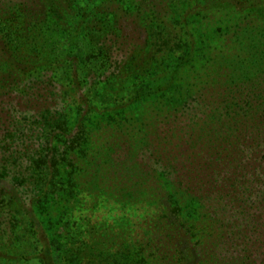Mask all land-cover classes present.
<instances>
[{
  "label": "rangeland",
  "instance_id": "obj_1",
  "mask_svg": "<svg viewBox=\"0 0 264 264\" xmlns=\"http://www.w3.org/2000/svg\"><path fill=\"white\" fill-rule=\"evenodd\" d=\"M0 31V264H37L12 259L45 246L32 217L54 264H171L179 240L200 264H264V89L226 63L261 37L264 0H0ZM117 169L154 179L141 204L113 197Z\"/></svg>",
  "mask_w": 264,
  "mask_h": 264
},
{
  "label": "trees",
  "instance_id": "obj_2",
  "mask_svg": "<svg viewBox=\"0 0 264 264\" xmlns=\"http://www.w3.org/2000/svg\"><path fill=\"white\" fill-rule=\"evenodd\" d=\"M44 7V5H43ZM41 7L39 12H31L29 16L27 13H25V18L28 21H32L33 18H35L36 16L39 17V22H37L36 24L32 25L33 27H37L42 25L44 22L46 23L47 21V17H48V11L44 10V8ZM20 11V9H19ZM237 38V39H235ZM240 38V35L236 36L233 38V40H236L235 42L238 43V45L240 44V47L235 48V53L233 55H230L229 53V58L227 60L226 58V63L228 64V71H231V74H229L232 77V81H230V84L234 87H238L241 88L242 92L245 93H251L253 96H257V97H261V92L258 91L257 89H264L261 86L264 85V40L262 38H264V32L262 33L261 37L257 40V39H248L246 42H239L238 39ZM159 40V48L161 49H166L167 46L170 45V43L168 41H170L171 39H164V38H160ZM9 42V34L4 33L3 31H0V53L3 56H8L10 54L8 48ZM181 42V41H179ZM234 41H230V43L228 44V48H227V52L229 51L230 48H232V44ZM175 46V45H174ZM162 52V51H161ZM226 55V54H224ZM220 67V66H219ZM222 68V67H220ZM255 73V74H254ZM7 80H9L8 77H11V75L5 76ZM253 77V78H252ZM253 79V80H252ZM19 81H23V79H20ZM257 83L258 86L260 88H251L249 86H252L253 83ZM236 129L231 131V133H235ZM116 137L114 135H112V137L110 138V142L108 145V152H109V156L111 155V153H115L119 150L120 146H121V141L119 137H117L119 134L115 133ZM88 137V133L86 135V138ZM127 143V142H126ZM98 152V151H96ZM99 153V152H98ZM88 156V155H87ZM87 156H84L85 158ZM98 155L94 156V158H99L97 157ZM108 156H106L105 158H100L102 159L105 163L107 162ZM103 164V163H102ZM111 164V163H110ZM104 165V164H103ZM100 166V160H96L94 162V165H89V168L87 166V168L85 167V171H87L86 173H88V169L94 171L93 169H97ZM111 166V165H110ZM85 171H83V176H85ZM81 173V172H80ZM82 174V173H81ZM97 178H103L102 174H97ZM97 178H93V181H99ZM104 180V178H103ZM105 180L108 182L107 184H109V190L112 189V195L113 197L117 198V200L119 202H123V203H128L130 205H136V204H141V201H139V199L137 198V196H135V193L137 191V189L142 190L146 184L154 179H146L145 176H141V180L136 179L135 174L132 175V172H128L127 170H121V169H117V170H111L110 173H108V176H106ZM157 183L160 184V180L157 179V181H155ZM106 190H108V188H106ZM147 190V189H146ZM156 189H150V192L148 191V195L147 198H149L150 203L153 202L154 200H158L162 206H163V210H166V202L169 204H173V202L171 201L170 198L174 197L173 195H168L164 198H161L158 196L159 192L157 193L155 191ZM110 194V195H111ZM178 201L175 202V205H178ZM165 208V209H164ZM158 209V208H157ZM167 211V210H166ZM169 214V213H168ZM173 214L174 217L171 219H175V220H169V223L172 224H177L180 221V217H176V213L175 211L172 212V210L170 211V215ZM32 223H36V226H32L33 228V232L32 234L34 235V238L37 240V242L42 241V243L46 245V243L44 242V239L47 236L45 235V233H47L46 230H44L43 228V223L40 222L39 218H33L32 217ZM186 223H189V221L187 220ZM187 230V226H184ZM181 228V226H180ZM99 234L97 235V232H91L89 238V242L88 244L90 245H86L84 247V251L86 252L87 250H91L93 248H95V246L100 245V241L101 239L98 238ZM50 246H51V242L48 240ZM41 243V242H40ZM176 247V251H177V260L173 259L172 257L168 259V262H172L171 264H200V255L197 254L193 247L196 245V243L194 245L190 244V242L188 243L187 241H183V240H179L177 241V244H175ZM42 247V250H40L39 252H37L36 254H34L33 256L28 255L26 257H22V256H18L15 257L13 256V260L15 259H19V260H25L28 261V259L30 261H35L37 264H54V258H52L51 252L49 249H46V247ZM49 246V245H48ZM167 259V258H164ZM147 264H159L157 261H152L150 259V256L147 257ZM220 264V263H219Z\"/></svg>",
  "mask_w": 264,
  "mask_h": 264
}]
</instances>
